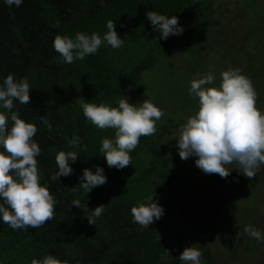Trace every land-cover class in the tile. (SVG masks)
<instances>
[{
    "label": "trees",
    "instance_id": "16d2710c",
    "mask_svg": "<svg viewBox=\"0 0 264 264\" xmlns=\"http://www.w3.org/2000/svg\"><path fill=\"white\" fill-rule=\"evenodd\" d=\"M212 4L213 0H104L103 4L100 0H23L19 7H9L0 0V86L9 74L17 81L26 77L30 84V103L14 101L12 111L36 125L33 140L41 148L36 157L41 185L47 184L57 201L54 218L40 227L13 229L0 216V264H31L49 254L70 264H183L179 255L189 246L190 236L195 238L196 227L191 234L182 227L174 230L178 210L183 216L186 212L176 183L175 158L166 146L181 119L168 117L157 124L156 133L142 136L130 152L131 164L117 169L107 165L100 151L102 139L115 140V130L93 125L80 105L118 107L124 97L133 104L131 87L143 88V73L165 48L160 32L146 17L149 11L178 17L179 25H184L181 37L188 34L197 41L195 34L209 32L218 22L210 16ZM109 20L124 39L120 48L104 41L83 60L60 62L63 58L53 47L56 35L74 38L77 32L89 36L95 32L103 38ZM0 112L10 116L2 107ZM44 115L51 131L39 118ZM11 125L9 119V129ZM74 135L81 138L78 148L68 143ZM59 151H75L79 157L69 161L72 174L52 181ZM96 166L103 168L107 182L86 193L80 178L85 168L95 172ZM148 196H154L164 213L149 227H141L133 221L131 208ZM74 200L81 208L72 205ZM101 204L103 214L90 224V213L83 209ZM195 247L203 252L202 264H221L203 239H196Z\"/></svg>",
    "mask_w": 264,
    "mask_h": 264
},
{
    "label": "clouds",
    "instance_id": "9594fccd",
    "mask_svg": "<svg viewBox=\"0 0 264 264\" xmlns=\"http://www.w3.org/2000/svg\"><path fill=\"white\" fill-rule=\"evenodd\" d=\"M7 6L19 7L23 0H4ZM101 4L104 0H100ZM147 19L154 30L159 31L161 39L183 32L178 17L149 11ZM116 23L107 21L108 31L103 38L95 32L90 36L77 32L74 38L68 35H56L53 47L63 58L60 62L72 64L74 60H83L85 56L95 54L101 44L106 41L113 48H120L124 39L115 30ZM199 76V74H197ZM30 84L27 78L19 81L13 74L7 75L0 86V107L7 110L0 112V216L5 224L13 229L40 227L54 218L57 201L50 193L47 184L41 185L36 157L41 148L33 140L38 129L35 124L25 122L18 111H12L14 101L22 105L30 103ZM189 95L198 98V111L187 118L179 130L176 147L182 160L195 156V165L205 174H218L227 178L231 171L229 165L249 179L256 176L261 165H264V114L256 107L257 92L249 77L240 69L229 67L221 73L219 85L214 83V75L209 72L205 76L193 79L190 83ZM83 115L99 129H114L115 140L102 139L101 153L109 167L123 169L131 164L132 152L139 144L142 136L156 133V121L164 112L148 99L142 103L131 104L127 97L118 101V107L101 103H81ZM51 131L52 125L46 115L39 117ZM9 119L12 122L9 129ZM69 146L80 147L81 138L73 136ZM86 150V146H85ZM75 151H59L55 156L58 170L51 177L59 181L61 176L72 174L69 161L78 159ZM80 187L89 193L93 188L107 182L103 168L96 166L95 172L85 168L80 178ZM148 196L144 203L131 208L133 221L141 227H149L159 220L164 209L153 198ZM72 205L78 208L80 202L74 200ZM90 213L88 222L94 225V219L104 212L101 204L93 210L83 209ZM244 231L257 241L264 242L261 232L252 226ZM203 252L195 244L185 247L179 255L183 264H202ZM31 264H70L68 260L57 259L46 255L42 260L33 259Z\"/></svg>",
    "mask_w": 264,
    "mask_h": 264
},
{
    "label": "rangeland",
    "instance_id": "374dc122",
    "mask_svg": "<svg viewBox=\"0 0 264 264\" xmlns=\"http://www.w3.org/2000/svg\"><path fill=\"white\" fill-rule=\"evenodd\" d=\"M213 3L210 16L218 22L209 32L195 34L197 41L192 35L181 37L183 32L163 39V54L142 75L145 85L141 90L131 87L133 104L148 99L160 108L164 115L156 125L168 117L182 121L166 140L175 158L176 183L182 189L186 212L183 216L178 210L174 230L182 227L191 234L196 227L189 246L203 239L221 264H264V242L244 231L250 225L264 236V165L252 179L241 174L236 165H229L230 175L221 178L197 168L195 156L182 160L176 147L180 127L199 107L198 98L189 95L190 83L209 72L219 85L223 71L229 67L240 69L250 78L258 94L256 107L264 114V0Z\"/></svg>",
    "mask_w": 264,
    "mask_h": 264
}]
</instances>
